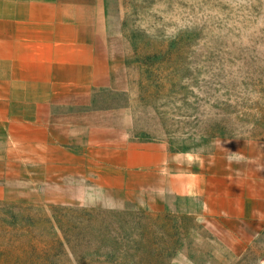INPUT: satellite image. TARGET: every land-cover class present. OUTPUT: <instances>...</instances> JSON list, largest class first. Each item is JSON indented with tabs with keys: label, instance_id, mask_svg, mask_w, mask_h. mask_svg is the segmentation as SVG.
Masks as SVG:
<instances>
[{
	"label": "rangeland",
	"instance_id": "374dc122",
	"mask_svg": "<svg viewBox=\"0 0 264 264\" xmlns=\"http://www.w3.org/2000/svg\"><path fill=\"white\" fill-rule=\"evenodd\" d=\"M105 4L131 134L165 145L195 171L225 158L245 188L242 197L220 204L231 216L247 211L246 221L202 218L197 199L165 204L150 192L97 188L85 198L77 184L63 182L0 201V227L24 226L35 234L40 228L49 240L54 208L71 209V220L84 211L114 212L119 226L136 230L139 242L169 248L168 264H264V198L257 197L264 196V0ZM240 154L241 160L228 162ZM249 155H255L253 163ZM58 261L77 264L71 255Z\"/></svg>",
	"mask_w": 264,
	"mask_h": 264
},
{
	"label": "crops",
	"instance_id": "0c3cea01",
	"mask_svg": "<svg viewBox=\"0 0 264 264\" xmlns=\"http://www.w3.org/2000/svg\"><path fill=\"white\" fill-rule=\"evenodd\" d=\"M112 42L105 0H0V201L74 182L85 198L150 192L197 199L205 219L246 221L220 204L245 188L225 158L195 171L131 134Z\"/></svg>",
	"mask_w": 264,
	"mask_h": 264
},
{
	"label": "trees",
	"instance_id": "16d2710c",
	"mask_svg": "<svg viewBox=\"0 0 264 264\" xmlns=\"http://www.w3.org/2000/svg\"><path fill=\"white\" fill-rule=\"evenodd\" d=\"M54 209L58 215L47 221L49 240L40 228L35 234L24 226L0 227L1 264H59L62 255L77 264H168L171 258L169 248L159 250L149 239L141 243L133 227L119 226L117 213L82 210L85 215L71 220V209Z\"/></svg>",
	"mask_w": 264,
	"mask_h": 264
}]
</instances>
